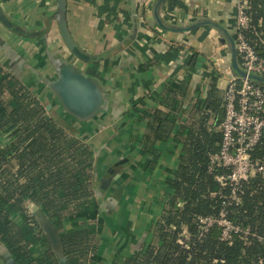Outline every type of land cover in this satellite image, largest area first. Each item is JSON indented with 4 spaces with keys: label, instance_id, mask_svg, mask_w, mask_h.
I'll return each mask as SVG.
<instances>
[{
    "label": "trees",
    "instance_id": "1",
    "mask_svg": "<svg viewBox=\"0 0 264 264\" xmlns=\"http://www.w3.org/2000/svg\"><path fill=\"white\" fill-rule=\"evenodd\" d=\"M167 1L187 8L183 0ZM247 13L251 24L244 33L264 58V0H249ZM189 53L185 76L165 83L158 107L129 111L147 122L138 143L149 155L148 171L156 169L161 144L168 141L178 148L177 164L150 237L110 264H264V174L245 181L243 194L231 202V188L216 178L224 169L209 170L223 140V90L219 76L209 74L206 87L199 85L184 107L199 58L195 49ZM253 156L264 160V137ZM96 163L94 148L51 116L30 86L0 60V244L17 264L100 263L106 207L96 193ZM28 202L39 205L53 223L62 252L50 245ZM223 209L249 233L223 241L217 225L203 232L198 217ZM68 223L72 228H66Z\"/></svg>",
    "mask_w": 264,
    "mask_h": 264
},
{
    "label": "crops",
    "instance_id": "2",
    "mask_svg": "<svg viewBox=\"0 0 264 264\" xmlns=\"http://www.w3.org/2000/svg\"><path fill=\"white\" fill-rule=\"evenodd\" d=\"M183 1L186 9L173 7L169 1L157 8V0H67L69 30L75 44L90 56L85 61L63 40L57 0H0L10 23L0 20V60L51 106V116L95 150L96 193L106 207L102 215L108 227L114 224L119 228L115 236L113 231L106 235L104 228L99 264L130 254L150 237L151 225L166 200V182L177 164L178 148L168 141L161 144L156 169L148 171L149 155L138 143L146 133L147 122L130 116L129 111L159 106L158 95L165 83L185 76L184 63L191 48L199 58L185 108L196 88L206 87L209 74L219 76V87L221 76L228 82L235 75L230 44L218 28L203 24L191 31H173L160 23L182 28L213 21L233 35L238 0ZM66 62L96 80L103 90L105 106L90 118L80 119L68 112L50 87L59 76L60 64ZM127 168L129 175H125ZM116 179L122 181L113 187ZM0 252V264H5L4 256L10 254L4 243Z\"/></svg>",
    "mask_w": 264,
    "mask_h": 264
},
{
    "label": "built area",
    "instance_id": "3",
    "mask_svg": "<svg viewBox=\"0 0 264 264\" xmlns=\"http://www.w3.org/2000/svg\"><path fill=\"white\" fill-rule=\"evenodd\" d=\"M249 0H238L235 42L239 65L246 76L232 75L223 90L225 118L220 124L223 136L220 151L210 157L209 170L220 166L224 170L217 175L222 186H229V200L234 202L243 194V183L257 174H264V160L255 159L253 150L264 137V85L249 75L264 77V58L245 35L251 24L247 13ZM203 232L217 225L221 240L231 241L235 233H249L227 217L223 209L218 215L199 216Z\"/></svg>",
    "mask_w": 264,
    "mask_h": 264
},
{
    "label": "water",
    "instance_id": "4",
    "mask_svg": "<svg viewBox=\"0 0 264 264\" xmlns=\"http://www.w3.org/2000/svg\"><path fill=\"white\" fill-rule=\"evenodd\" d=\"M166 1L167 0H157V8H159ZM57 5L59 11L58 21L64 42L75 56L81 60L89 61L90 56H88L86 52L75 44L71 36L67 22V0H57ZM0 20L5 24H10L3 13L1 6ZM160 24L162 27L173 31H191L203 24L215 26L224 33L226 40H228L230 44L232 51V71L235 75H247V73L244 72L239 65L237 47L233 35L227 28H224L219 23L213 21H202L182 28L167 26L163 23ZM249 77L252 80L264 85V77L255 74H250ZM50 87L58 95L65 109L80 119H86L94 116L105 106L106 97L98 82L70 63L66 62L60 64L59 76L56 80L50 82ZM47 107L48 109L51 108L49 105ZM31 205V212L36 216L39 225L45 233L46 239L55 250L62 252L63 247L57 229L40 209L39 205L36 203H32ZM4 259L5 264H17L15 259L10 255H7L6 257L4 256Z\"/></svg>",
    "mask_w": 264,
    "mask_h": 264
},
{
    "label": "rangeland",
    "instance_id": "5",
    "mask_svg": "<svg viewBox=\"0 0 264 264\" xmlns=\"http://www.w3.org/2000/svg\"><path fill=\"white\" fill-rule=\"evenodd\" d=\"M220 87L221 88H225L226 87V85H227V80H226V78H225V76H221V79H220ZM124 159H127V157L126 158H124ZM120 161H121V159L119 160V161H117V164L118 163H120ZM103 171V173H104V169L102 170ZM108 171H111V168H109L108 169ZM131 173V170L129 169V168H127L126 169V171H125V175H129ZM104 177H102V179H103ZM118 181H122V179H119V180H115V182H114V185H112L113 187L115 186V185H117V183H118ZM114 190V189H113ZM112 190V191H113ZM124 190H129V188L127 187H125L124 188ZM114 192V191H113ZM130 192V191H129ZM128 193V192H127ZM125 197H126V194L124 195ZM117 210V209H116ZM108 221H106V227H105V232H106V235L109 233L110 234V232H112L113 231V236H115V235H117V230H118V232H119V228H118V226L116 227L114 224H112L110 227H108L107 225H108V223H107ZM69 224V223H68ZM72 227V226H71ZM107 240H109V239H107ZM107 240L105 241V243H107ZM57 252H60V251H58V250H56ZM108 262H110V261H108ZM105 264V263H104ZM107 264H110V263H107Z\"/></svg>",
    "mask_w": 264,
    "mask_h": 264
}]
</instances>
